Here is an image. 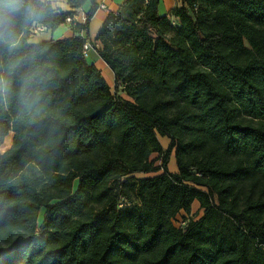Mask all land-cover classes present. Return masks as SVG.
<instances>
[{
    "label": "trees",
    "instance_id": "16d2710c",
    "mask_svg": "<svg viewBox=\"0 0 264 264\" xmlns=\"http://www.w3.org/2000/svg\"><path fill=\"white\" fill-rule=\"evenodd\" d=\"M159 3L99 29L112 93L82 53L95 0H0V264H264V0Z\"/></svg>",
    "mask_w": 264,
    "mask_h": 264
},
{
    "label": "crops",
    "instance_id": "0c3cea01",
    "mask_svg": "<svg viewBox=\"0 0 264 264\" xmlns=\"http://www.w3.org/2000/svg\"><path fill=\"white\" fill-rule=\"evenodd\" d=\"M46 1L50 2L51 6L54 9H58L64 12L72 11V8L69 4V0H46ZM95 1L98 5V9L96 10L93 17L89 21L88 31L82 32L80 33V35L88 39V42L90 43V50L88 53L89 55L87 61L95 65V67L101 72L104 79L106 77L105 81L107 85L111 88L112 85L114 86V75L113 72L108 69L109 67L107 66V64L98 56L97 50L101 48V44L98 41H96L95 38L103 22L109 15V13H116L119 10V7L125 2V0H95ZM181 5H182V0H160L158 6V13L160 15L169 14L172 12L173 9H175L176 7H180ZM89 7H90V3L89 2L85 3L81 9L77 10V12L72 17H70L71 18L70 23L65 22V24L59 26L54 31L46 30L44 29L43 26H37L35 28L36 29L35 34L32 36V38L35 37V35L48 33V32H50V36H51L50 39L53 40H59V39L71 37L73 35L71 24L74 25L75 23H80V24L84 23L85 15ZM160 8H162V12H159ZM172 23L176 25L175 20H173ZM104 72H106V75L104 74ZM160 140L159 141L163 148H165V146L169 144L168 138H161ZM172 158H174V156H172ZM176 171H177L176 166L174 170H170V172L172 173H175Z\"/></svg>",
    "mask_w": 264,
    "mask_h": 264
},
{
    "label": "rangeland",
    "instance_id": "374dc122",
    "mask_svg": "<svg viewBox=\"0 0 264 264\" xmlns=\"http://www.w3.org/2000/svg\"><path fill=\"white\" fill-rule=\"evenodd\" d=\"M159 12H162V8L159 9ZM34 32L36 31V29H33ZM50 32L48 33H43V34H39V35H35V37H33L31 39V41L33 42H40V41H43V40H47V39H50ZM110 71L111 69L108 68ZM104 74L106 75V72H104ZM105 80H106V77H105ZM111 92L114 93V86L112 85L111 86ZM121 97L125 98V95L124 94H119ZM162 137H159V140L161 139ZM10 140H11V134L6 137L4 139V144L3 146L0 148V152H3L4 150L8 149L11 144H10ZM163 140V139H162ZM161 141V140H160ZM168 145L165 146L164 149L167 148ZM173 152L171 154V157H170V161L168 163V169L169 171L170 170H174L175 168V161H174V158H172L173 156ZM172 158V159H171ZM150 160L153 161L154 163V166H160L161 165V158L157 155V154H153L150 156ZM162 171H158V172H152V173H149L147 174L146 176L147 177H152V176H156L158 174H160ZM132 201H135V198L134 197H129ZM202 215V210L199 209V205L198 203L194 202L191 206V209H190V212L189 213H185V212H180L176 218L173 220V224L175 227H179L181 226L182 224H184L186 221H189V220H197L201 217ZM42 216H43V210H41L39 212V215H38V224H40L41 220H42Z\"/></svg>",
    "mask_w": 264,
    "mask_h": 264
},
{
    "label": "built area",
    "instance_id": "2783aa9c",
    "mask_svg": "<svg viewBox=\"0 0 264 264\" xmlns=\"http://www.w3.org/2000/svg\"><path fill=\"white\" fill-rule=\"evenodd\" d=\"M65 22L66 23H70L71 22V18L67 17ZM89 50H90V43L89 42H85L84 45H83V48H82V53H83L84 57H86V58L88 57Z\"/></svg>",
    "mask_w": 264,
    "mask_h": 264
},
{
    "label": "water",
    "instance_id": "95a60500",
    "mask_svg": "<svg viewBox=\"0 0 264 264\" xmlns=\"http://www.w3.org/2000/svg\"><path fill=\"white\" fill-rule=\"evenodd\" d=\"M45 0H41V2H44Z\"/></svg>",
    "mask_w": 264,
    "mask_h": 264
}]
</instances>
